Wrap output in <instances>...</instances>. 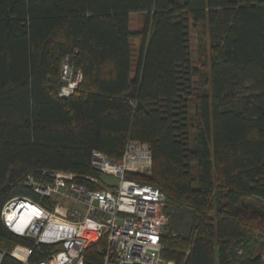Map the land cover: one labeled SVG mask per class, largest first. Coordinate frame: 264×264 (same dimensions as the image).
Listing matches in <instances>:
<instances>
[{"label":"trees","instance_id":"trees-1","mask_svg":"<svg viewBox=\"0 0 264 264\" xmlns=\"http://www.w3.org/2000/svg\"><path fill=\"white\" fill-rule=\"evenodd\" d=\"M198 27L205 73L191 58ZM65 60L82 80L60 98ZM128 140L151 152L150 175L134 180L166 197L165 259L264 264V0H0V212L43 202L27 176L86 184L91 153L117 161ZM16 245L32 246L0 219V249ZM97 248L84 264H101Z\"/></svg>","mask_w":264,"mask_h":264},{"label":"built area","instance_id":"built-area-1","mask_svg":"<svg viewBox=\"0 0 264 264\" xmlns=\"http://www.w3.org/2000/svg\"><path fill=\"white\" fill-rule=\"evenodd\" d=\"M60 80L58 97L68 98L82 74L65 60ZM151 163L148 145L128 140L117 161L99 151L91 153L95 175L86 184L76 183L66 172H43L41 179L27 176L25 185L43 202L13 198L3 205L0 219L9 233L32 246L16 245L8 254L0 249V264L6 255L22 264H84L86 250L94 245L101 264H174L163 257L166 197L134 180L149 176ZM40 246L53 247L52 254L29 263Z\"/></svg>","mask_w":264,"mask_h":264},{"label":"rangeland","instance_id":"rangeland-1","mask_svg":"<svg viewBox=\"0 0 264 264\" xmlns=\"http://www.w3.org/2000/svg\"><path fill=\"white\" fill-rule=\"evenodd\" d=\"M143 22V15L140 14L137 15L132 21L136 29L143 26ZM190 49L193 64L195 66H198L202 70V72H207L210 61V50L207 33L205 31L203 32L202 28L198 27L197 29L192 30L190 35ZM203 64L206 65L202 66ZM203 81V77H197L194 79L195 94H199L200 92H202V87H200V85H202ZM62 206L67 207L65 204H62Z\"/></svg>","mask_w":264,"mask_h":264},{"label":"bare ground","instance_id":"bare-ground-1","mask_svg":"<svg viewBox=\"0 0 264 264\" xmlns=\"http://www.w3.org/2000/svg\"><path fill=\"white\" fill-rule=\"evenodd\" d=\"M21 258H22V256H21Z\"/></svg>","mask_w":264,"mask_h":264}]
</instances>
